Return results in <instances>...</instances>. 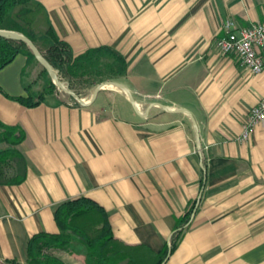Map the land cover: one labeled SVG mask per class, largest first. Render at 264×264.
<instances>
[{"label":"crops","instance_id":"1","mask_svg":"<svg viewBox=\"0 0 264 264\" xmlns=\"http://www.w3.org/2000/svg\"><path fill=\"white\" fill-rule=\"evenodd\" d=\"M36 1L75 55L109 46L125 57L118 82L135 105L105 86L87 105L26 107L27 57L0 70V123L24 130L27 163L22 183L0 185V264H26L30 238L58 233L56 210L78 197L108 213L114 237L154 252L191 210L168 264H264V122L240 140L264 72L215 43L228 19L263 21L264 0Z\"/></svg>","mask_w":264,"mask_h":264},{"label":"trees","instance_id":"2","mask_svg":"<svg viewBox=\"0 0 264 264\" xmlns=\"http://www.w3.org/2000/svg\"><path fill=\"white\" fill-rule=\"evenodd\" d=\"M0 30L15 31L29 38L57 72L61 81L79 96L80 90H91L102 82L118 81L127 73L125 57L109 46L91 48L75 55L71 46L54 29L44 6L36 0H0ZM18 54L35 60L34 54L22 42L0 37V70ZM49 86L55 89L50 80ZM28 91L27 97L16 100L26 107L45 102ZM79 104L77 100H74ZM61 103V102H56ZM25 132L17 126L0 123V185H17L26 179L27 163L17 146ZM15 165L16 173L5 176L4 167ZM191 210L176 221V233L171 245L154 252L143 244L130 245L114 237L108 213L94 200L78 197L64 202L55 213L58 233H38L27 245L26 264H65L53 255L57 249L70 253L82 264H168L189 222Z\"/></svg>","mask_w":264,"mask_h":264},{"label":"built area","instance_id":"3","mask_svg":"<svg viewBox=\"0 0 264 264\" xmlns=\"http://www.w3.org/2000/svg\"><path fill=\"white\" fill-rule=\"evenodd\" d=\"M220 53L235 55L242 65L254 74L264 72V20L238 29L235 23L228 19L223 23V35L216 40ZM264 122V98L248 113L240 140H247L256 126ZM200 146L199 152L203 149Z\"/></svg>","mask_w":264,"mask_h":264},{"label":"rangeland","instance_id":"4","mask_svg":"<svg viewBox=\"0 0 264 264\" xmlns=\"http://www.w3.org/2000/svg\"><path fill=\"white\" fill-rule=\"evenodd\" d=\"M25 82L28 87V90L33 96L41 97L47 102H64L70 101L74 102V98L70 97L66 92L60 89L50 77V80L55 86V89L52 91L51 87L49 86V78L44 73L43 67L35 60H32L27 63L26 71H25ZM60 78V77H59ZM65 87L68 88L66 82L61 81ZM95 89V87L91 90H80L81 98L88 99V95H91V92ZM87 97V98H86ZM0 148H5V146H0ZM5 176H13L16 173L15 165L12 164L11 166L4 167ZM171 245V244H170ZM55 252V251H53ZM52 252V253H53Z\"/></svg>","mask_w":264,"mask_h":264},{"label":"water","instance_id":"5","mask_svg":"<svg viewBox=\"0 0 264 264\" xmlns=\"http://www.w3.org/2000/svg\"><path fill=\"white\" fill-rule=\"evenodd\" d=\"M0 37L10 38V39L24 43L31 50V52L34 54L37 62L49 74V76L52 78L54 83L60 89H62L64 92H66L70 97L76 99L81 105L90 104L96 98L99 91L101 89H103L105 86H116V87L123 89L127 93L131 103L133 105H135V100H134V97H133L130 89L125 84L118 82V81H113V80L105 81V82H102L99 85H97L96 88L94 89L92 99L90 101H86L85 99L81 98L77 93H75L74 91H72L69 88L64 86V84L61 82L57 72L53 69V67L50 65V63L40 53V51L37 49L35 44L29 38H27L25 35L20 34L18 32H15V31L0 30Z\"/></svg>","mask_w":264,"mask_h":264},{"label":"bare ground","instance_id":"6","mask_svg":"<svg viewBox=\"0 0 264 264\" xmlns=\"http://www.w3.org/2000/svg\"><path fill=\"white\" fill-rule=\"evenodd\" d=\"M106 88V87H105Z\"/></svg>","mask_w":264,"mask_h":264}]
</instances>
